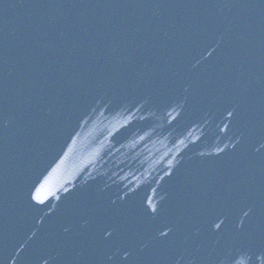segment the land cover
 Wrapping results in <instances>:
<instances>
[{
    "label": "snow or ice",
    "instance_id": "snow-or-ice-1",
    "mask_svg": "<svg viewBox=\"0 0 264 264\" xmlns=\"http://www.w3.org/2000/svg\"><path fill=\"white\" fill-rule=\"evenodd\" d=\"M216 227L219 228L220 225L217 224ZM162 234L165 235V236L167 235V233H162ZM239 255H245L246 256V254H243V253L239 254ZM232 260H233V264H239V262L236 260V257H233ZM177 264H178V262H177Z\"/></svg>",
    "mask_w": 264,
    "mask_h": 264
}]
</instances>
